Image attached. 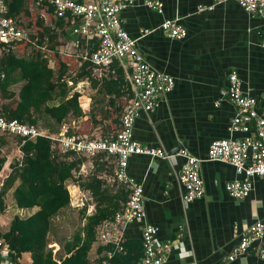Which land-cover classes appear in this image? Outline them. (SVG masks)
<instances>
[{
  "label": "crops",
  "instance_id": "obj_1",
  "mask_svg": "<svg viewBox=\"0 0 264 264\" xmlns=\"http://www.w3.org/2000/svg\"><path fill=\"white\" fill-rule=\"evenodd\" d=\"M29 1L30 7L40 5L39 2L35 3L36 0ZM163 1V15L137 4L126 10L121 18L124 28L133 38H138L142 29H155V32L139 40L138 46L154 70L175 79L174 90L162 97L159 107L151 113L143 112L138 117L133 138L143 146L163 148L174 157L167 161L132 156L127 174L144 185L148 220L159 230L158 241L172 243V251L165 264H264L258 252L261 243H256L234 261L229 260L249 227L259 222L264 223V180L254 179L250 195L243 200L234 199L227 193L226 184L242 177L236 174L231 165L207 159L213 141L244 137L241 133H231V121L237 108L221 94L228 87L229 76L233 72L238 75L244 92L257 100L258 111L264 110V19L250 15L234 2L215 5L214 0ZM211 6L214 8L209 10L208 7ZM176 17L180 18L181 25L187 29L188 35L184 39H171L162 30H156L165 19ZM63 30L65 32L60 31V28L57 30L60 41L62 40L58 49L74 58L79 72L85 61L75 54L73 42L77 38L73 36L68 24L64 23ZM64 33L70 38L64 37ZM112 69L114 74L101 79L94 76L91 69V77L76 83L90 87L86 89V95L76 92L81 95L85 117L76 119L70 116L67 119L70 123L67 120L63 123L71 127V134L90 138L112 137L116 134L119 122L113 123L115 118L107 116L108 104L110 99H114V95H105L111 89L104 85L105 81L110 80L120 81L121 84L118 69H122L124 85L121 86V91L124 95L130 94V70H126L119 62H115ZM91 89L97 94L92 96L89 92ZM73 95H69V99ZM123 97V102L130 98L128 95ZM58 104L59 100L56 105ZM121 112L122 109L116 112L119 120ZM97 119L98 124L95 123ZM61 126L49 116H44L37 128L45 135L57 136ZM182 150H188L202 161L201 174L206 187L205 196L189 204L183 202V190L177 181L184 163V159L178 156ZM3 152L6 163L0 168V192L12 172L13 164L22 159V152L18 147H6ZM101 162L107 166L103 172L96 174L105 181L103 188L112 197L119 196V200H113L115 203L119 202L122 209L130 192L126 186L113 182L116 160L103 158ZM84 164L89 169L91 162ZM95 172L94 170L83 179H88ZM19 185L18 180L4 198L6 209L0 212V235L10 231L15 218L27 219L40 210V207L20 209L17 206L14 192ZM68 189L72 201L75 192L76 200L81 201V208L87 210L86 216L105 208L113 210L111 205H98L89 190L79 186ZM103 223L98 225L97 242L89 254L90 261L97 264L103 260L112 264L117 255L116 264H139L142 258V224L134 222L124 228V250L110 258L109 254L115 251L116 243L106 244L101 240L99 228ZM54 228L53 223V235L49 239L55 237L54 233L57 235ZM53 241L54 244L49 243L48 248L55 256L60 254L66 257L59 242ZM32 263L31 253L22 254L17 261H13L9 255L1 256L0 253V264Z\"/></svg>",
  "mask_w": 264,
  "mask_h": 264
},
{
  "label": "built area",
  "instance_id": "obj_2",
  "mask_svg": "<svg viewBox=\"0 0 264 264\" xmlns=\"http://www.w3.org/2000/svg\"><path fill=\"white\" fill-rule=\"evenodd\" d=\"M9 0H0V58L18 51L19 45L30 42L36 46L38 39L32 40V30L22 27L21 21L9 15ZM47 1L53 8L58 21L71 26L75 54L82 61L92 64V74L98 79L114 74L112 66L119 62L130 70L129 99L122 108L118 130L112 137L90 138L71 134V127L64 124L57 136L41 133L37 127L18 120H8L0 113V135L22 137L35 140L39 137L50 139L53 146L59 145L63 152L77 156L94 158L105 155L106 159L116 160L113 182L128 188L129 199L124 207L112 219L106 220L99 228L100 238L106 243H116V249L110 258L123 249L124 228L134 222L142 224V258L139 264H165L171 251L172 243L159 242L158 228L151 224L145 207L144 185L136 182L127 174L132 156H146L151 159L171 161L165 149L143 146L133 138L135 123L141 113L155 111L164 95L175 88V79L168 74L154 70L139 48V40L155 32V29H142L138 38H133L124 28L121 15L140 4L147 9L163 15V0H39ZM183 1V0H180ZM234 2L253 16L264 19V0H214L215 5ZM214 6L208 7L212 10ZM180 18L165 19L156 30H162L171 39L182 40L187 37V29L181 25ZM264 49V41L262 43ZM68 55L66 51H60ZM4 78V76H1ZM222 96L237 108L231 121V133H241V139H219L212 142L208 150V161L231 165L238 179L226 184L227 193L234 199L247 198L253 188V180H264V110L258 111L257 100L244 92L238 75L229 76V85L222 91ZM219 104H217L218 106ZM56 146V145H55ZM178 156L184 159L177 181L183 190L182 200L192 203L205 196L206 187L201 174L202 161L188 150H182ZM95 170L91 163L89 169L82 165L75 174L83 178ZM256 243H261L259 256L264 261V223L259 222L249 227L229 257L234 261L246 254ZM1 256L8 257L9 245L0 236ZM100 264H111L103 261Z\"/></svg>",
  "mask_w": 264,
  "mask_h": 264
},
{
  "label": "trees",
  "instance_id": "obj_3",
  "mask_svg": "<svg viewBox=\"0 0 264 264\" xmlns=\"http://www.w3.org/2000/svg\"><path fill=\"white\" fill-rule=\"evenodd\" d=\"M29 2V0H12L8 3L9 15L18 18L22 27L33 30L31 38L33 41L37 38L38 41L36 46L30 42L19 45L18 51L21 56L15 53L0 58V99L5 102L0 107V113L8 120H18L35 127L44 116H49L58 125L63 126L70 116L76 119L85 117L84 109L81 107V95L75 93L69 99L70 89L66 79L71 67L69 61L74 58L61 54L58 49L62 43L57 30L60 28L63 32L64 23L55 18L53 8L47 1L39 3L38 9L44 12L47 20L39 16L34 21ZM38 2L39 0L35 1ZM64 34V37L70 38L66 33ZM47 43L51 45L48 46ZM44 45L47 48L43 47ZM29 47L33 49L26 56ZM52 61H54L53 68L50 66ZM91 69L92 64L85 61L80 71L72 78L73 84L91 77ZM118 74L121 84L120 81L110 80L105 81L106 85H104L111 89L104 94L114 95V99H110L108 104L107 115L110 119L115 118L112 120L113 123L119 122L116 112H119L127 102H123L122 97L127 95L129 97L128 93L124 95L121 91V86L124 85L122 69H118ZM18 84L23 85L16 94L11 87ZM58 100L59 104L56 105ZM98 120L95 121L96 124ZM55 145L52 149V141L44 137L25 140L22 137L0 135V168L6 163V155L3 152L6 147L16 146L22 152V159L13 164L12 172L0 192V212L6 209L4 198L7 191L18 180L20 185L14 192L17 206L20 209L40 207L38 212L27 219L15 218L11 223L10 231L0 236L9 245V256L13 261H17L24 253H31L32 264H93L89 254L97 242L98 225L112 219L121 210V204L113 200V198L119 200V196L112 197L103 188L105 181L96 174L103 172L102 170L107 166L101 162L105 155L94 158L77 156L74 153L63 152L58 144ZM87 162L95 166L96 172L88 179L77 178L75 174ZM71 186L89 190L93 198L98 201V205H111L113 210L109 211L105 208L97 210L94 215L86 216L87 210L84 209L83 222L86 223L62 247L66 257L55 256L48 248L52 221L62 210L70 207L71 197L68 188ZM100 251L102 252L103 249ZM117 258L118 256L115 255L112 264H116Z\"/></svg>",
  "mask_w": 264,
  "mask_h": 264
},
{
  "label": "rangeland",
  "instance_id": "obj_4",
  "mask_svg": "<svg viewBox=\"0 0 264 264\" xmlns=\"http://www.w3.org/2000/svg\"><path fill=\"white\" fill-rule=\"evenodd\" d=\"M38 7L39 6H37L35 4L30 7V9L33 13V20L35 21L37 19V17H39V16L43 17L47 20V16L41 10H39ZM47 45L49 46L51 44L47 43ZM43 47H46V45H44ZM32 49H33V47H29L26 56L31 53ZM15 53L19 56L22 55L19 53V51H15L12 54H15ZM63 53H64V51H63ZM49 58H50V60H52L51 57H49ZM69 62H71V67H70L69 74H68L69 77H67V79H66V81L68 83V87L70 89L69 94L73 95L76 92H81L82 95H86V89L89 88L90 86L88 87L87 84H84V86H83V84L79 85V83L73 84L72 78H74L76 76V73H78L77 72L78 64L74 59L72 61L70 60ZM50 65H52L54 67V61H52L50 63ZM22 85L23 84L15 85V86L11 87V90L14 91L16 94H18ZM83 90H85V91H83ZM89 92L92 94V96L97 94V92L94 89H91ZM99 97L101 99L104 98V96H99ZM3 103H5V102L0 99V107ZM97 110L99 111V108H97ZM97 113H100V112H97ZM92 118H90L89 120H92ZM67 123H70V120H67ZM14 144H15V142H14ZM15 150H17V149L15 148ZM74 193L75 192H73L74 201H72V199H71L70 207L62 210L60 212V214L56 218H54L52 221V225H53V223L55 225L54 230L57 232V235H55V233H54L55 237L50 238L49 243L54 244L53 240H55L56 242H59L60 247H61V251H62V247L65 244V242L70 241L74 237L77 230L80 227H82L84 224L83 214H82L83 209L81 208V201H79V199L76 200V196L74 195ZM61 254H62V252H61ZM60 256H62V255H60Z\"/></svg>",
  "mask_w": 264,
  "mask_h": 264
}]
</instances>
